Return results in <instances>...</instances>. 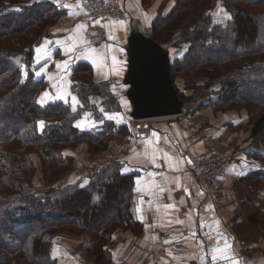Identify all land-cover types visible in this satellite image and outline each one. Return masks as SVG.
<instances>
[{
  "label": "trees",
  "instance_id": "16d2710c",
  "mask_svg": "<svg viewBox=\"0 0 264 264\" xmlns=\"http://www.w3.org/2000/svg\"><path fill=\"white\" fill-rule=\"evenodd\" d=\"M141 2L155 12L148 35L153 41L176 48L187 43L181 58H170L184 109L195 102L193 115L209 108L220 113L247 110L251 138L261 136L264 149V92H259L264 86V0ZM218 10L230 17L225 23L216 19ZM65 12L51 1L0 0V264H57L55 244L67 232L87 233L95 264H112L121 231L142 232L131 207L139 173L123 172L119 159L59 183L81 145L94 157L108 149L109 134H132L128 122L107 119L92 102L97 95L105 106L122 111L109 83L96 80L89 61L71 65L78 108L45 98L50 82L39 72L38 48ZM180 78L183 89L177 85ZM86 112L103 121L99 129L77 127ZM39 173L47 189L32 193ZM250 178L264 182L259 173ZM258 217L264 236V209Z\"/></svg>",
  "mask_w": 264,
  "mask_h": 264
},
{
  "label": "crops",
  "instance_id": "0c3cea01",
  "mask_svg": "<svg viewBox=\"0 0 264 264\" xmlns=\"http://www.w3.org/2000/svg\"><path fill=\"white\" fill-rule=\"evenodd\" d=\"M39 1H51L66 10L53 28L52 36L38 48L39 72L50 82L45 98L70 102L78 108L80 101L72 91L71 65L83 60L93 65L97 81L109 83L110 91L122 107L123 97L117 98L116 90L128 68V34L132 24L139 21H131L126 16L101 23L84 15L74 0ZM139 2L141 0H125L127 14L132 11L134 16L135 9L141 10ZM92 102L102 108L107 119L128 122L132 134L126 137L111 133L104 156L101 154V159L88 156L93 162L100 161L99 164L119 159L123 172L139 173L131 207L135 219L142 225V232L121 231L115 238L112 264H264L262 226L252 224L245 214L246 206L252 204L251 194L230 199L226 187L241 163L231 161L225 174L208 189L198 181L190 157L179 146L177 127L168 121L143 124L141 128L148 127V133L134 134L131 118L124 108L120 112L113 111L112 107L102 104L103 98L97 95L92 97ZM78 123L80 129H99L103 121L86 112ZM238 123L239 120L233 127H239ZM202 141L204 145L205 139ZM247 145L244 139L234 150L243 156ZM255 204L263 208L262 201ZM225 245L230 247L223 254L215 252ZM213 255L217 256L215 260Z\"/></svg>",
  "mask_w": 264,
  "mask_h": 264
},
{
  "label": "rangeland",
  "instance_id": "374dc122",
  "mask_svg": "<svg viewBox=\"0 0 264 264\" xmlns=\"http://www.w3.org/2000/svg\"><path fill=\"white\" fill-rule=\"evenodd\" d=\"M139 6H141L142 9H135L133 16L132 11L127 14L128 7L126 5L124 8V16L122 18L127 16L131 18V21H133V19H135V21L138 20V23H142L140 26L144 31H146V34L149 35L151 32V23L155 12L152 10V8L149 10L144 7L142 2H139ZM76 7L81 10L88 18L99 21L89 17L86 12L77 5ZM215 17L219 22L225 23L229 16L226 12L218 10L215 13ZM163 48L167 51L171 60H173L175 58H181L184 55L187 49V43L183 44L180 48H176L170 44H164ZM125 74L126 73H124L122 76L123 79ZM177 85L182 89L185 88L184 79H178ZM127 88L128 87L123 83V81H121V84L119 85V88L116 90V92L117 98L123 97L121 105L122 108H124L127 116L130 118L132 106L131 102L126 97L127 95L125 94ZM259 92H264V86H262ZM194 105L195 102L190 103L187 108L184 109L182 115L176 117L151 119L149 121L142 122V124L154 125L159 122L168 121L173 126L177 127L176 130L179 131V136L177 138L179 139L176 140L179 146H182L188 157H190L193 166H196V160L203 159L211 155L213 157L220 156L223 158L227 166H229L231 161L235 160L236 162L241 163L238 173L232 176L233 179H229L227 181L226 187L230 192V199L235 197L239 199L250 192L249 195L251 194L252 204H248L246 206L245 214L249 217L252 224L260 225V217L257 219V214H259V211L264 209V182L250 177L255 173H259L264 176V149L262 148L263 138L261 136L255 139L251 138V122L247 116V110H226V113L224 114L218 112L215 108H209L201 111L199 114L193 115L191 113L194 109ZM237 120H239V127L234 128L233 126L236 124ZM203 139H205L204 145L202 144ZM244 139L245 142H248V148L245 149L244 155L240 156V152L235 151L234 149L240 146L244 142ZM232 152H234L233 156ZM88 155L89 153L86 151L84 145H81L78 149H76L73 153L75 166L72 167L70 172L58 179L59 183H65L74 180L79 176L86 174V172L94 168L96 164V166L101 165L99 164L100 161L93 162L94 159H90L91 157ZM100 155L94 157L101 159L104 156V154H102L103 156ZM235 157H238V159H235ZM95 161H97V159H95ZM40 178L41 176L39 173V182L36 183L34 189H30V192L43 193L46 191L47 188L43 187ZM256 201L260 203L262 201V209L258 208V205L255 204ZM90 242L91 238L87 233L80 236H73L69 235L67 232L66 235L59 239L55 244L54 255L57 259V264H95L96 259H94L88 252V246Z\"/></svg>",
  "mask_w": 264,
  "mask_h": 264
},
{
  "label": "water",
  "instance_id": "95a60500",
  "mask_svg": "<svg viewBox=\"0 0 264 264\" xmlns=\"http://www.w3.org/2000/svg\"><path fill=\"white\" fill-rule=\"evenodd\" d=\"M128 68L123 83L130 86L128 96L134 120L176 117L184 104L171 77L167 51L148 36L139 23H133L127 42ZM149 128H140L148 133Z\"/></svg>",
  "mask_w": 264,
  "mask_h": 264
},
{
  "label": "built area",
  "instance_id": "2783aa9c",
  "mask_svg": "<svg viewBox=\"0 0 264 264\" xmlns=\"http://www.w3.org/2000/svg\"><path fill=\"white\" fill-rule=\"evenodd\" d=\"M74 2L89 17L99 20L101 23L119 20L124 16L125 4L123 0H74ZM149 120L151 119L134 120L131 118L130 123L134 134H140L142 122ZM193 167L198 181L210 189L216 180L225 174L228 166L220 156L213 157L211 155L196 160V166ZM154 264L161 263L155 262Z\"/></svg>",
  "mask_w": 264,
  "mask_h": 264
},
{
  "label": "snow or ice",
  "instance_id": "6c2138e0",
  "mask_svg": "<svg viewBox=\"0 0 264 264\" xmlns=\"http://www.w3.org/2000/svg\"><path fill=\"white\" fill-rule=\"evenodd\" d=\"M230 18V17H229ZM74 100H75V98H73ZM38 103H43V100H41V101H38ZM81 125L78 123L77 124V127H80ZM39 127H40V130L42 131L43 130V122L41 121V122H39ZM121 174L123 175L124 173L123 172H121ZM228 247H230L229 245H225V248H217L216 250H215V252L216 253H218V254H223L225 251H226V248H228ZM217 258V256L216 255H213V260H215ZM223 258H225V259H227L228 257L227 256H223ZM233 264H236V262H233Z\"/></svg>",
  "mask_w": 264,
  "mask_h": 264
}]
</instances>
